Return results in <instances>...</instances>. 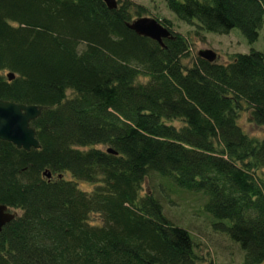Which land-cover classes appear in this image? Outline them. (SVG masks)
<instances>
[{"label": "trees", "instance_id": "1", "mask_svg": "<svg viewBox=\"0 0 264 264\" xmlns=\"http://www.w3.org/2000/svg\"><path fill=\"white\" fill-rule=\"evenodd\" d=\"M116 2L0 0V101L43 108L38 150L0 141V205L16 214L0 264H202L164 187L200 195L240 264H264V138L238 123L264 129V54L187 65L170 21L160 47L126 26L146 10ZM164 2L197 35L236 29L252 46L264 27V0Z\"/></svg>", "mask_w": 264, "mask_h": 264}, {"label": "rangeland", "instance_id": "2", "mask_svg": "<svg viewBox=\"0 0 264 264\" xmlns=\"http://www.w3.org/2000/svg\"><path fill=\"white\" fill-rule=\"evenodd\" d=\"M133 4L142 6L146 10L145 18L155 20H168L172 31L186 37L189 41V58L184 63L190 65L191 59L197 57L198 52L213 51L219 64H227L235 54H246L250 49L264 54V27L260 31L258 40L249 46L238 30L234 29L227 35H216L200 32L195 34V28L178 21L167 9L164 0H130ZM242 129L250 136L258 139L264 138V129L251 125L245 114L238 120ZM157 179L148 180L144 189L149 191L156 186ZM166 186V185H164ZM163 186V187H164ZM82 191H89L86 183L79 184ZM164 197V213L171 222L185 228L196 242V252L202 264H240L242 252L231 243L221 232H215L211 219L202 211L203 198L183 191H166ZM170 201L171 203H168Z\"/></svg>", "mask_w": 264, "mask_h": 264}, {"label": "water", "instance_id": "3", "mask_svg": "<svg viewBox=\"0 0 264 264\" xmlns=\"http://www.w3.org/2000/svg\"><path fill=\"white\" fill-rule=\"evenodd\" d=\"M108 10L117 8L116 0H100ZM127 28L139 37L148 38L163 47V41L171 38V33L153 18H138L128 23ZM197 57L208 63H214L217 59L213 51H200ZM8 81L13 79L12 74L7 75ZM40 106H24L10 102L0 101V141L7 142L19 150L29 152L38 150L40 145L35 138V130L30 126L41 114ZM112 153L111 150L107 151ZM50 179V174H46ZM16 214L9 212L5 206L0 205V231L14 220Z\"/></svg>", "mask_w": 264, "mask_h": 264}]
</instances>
